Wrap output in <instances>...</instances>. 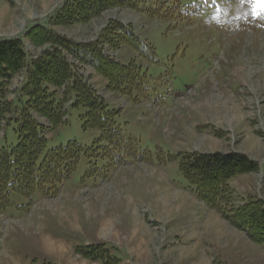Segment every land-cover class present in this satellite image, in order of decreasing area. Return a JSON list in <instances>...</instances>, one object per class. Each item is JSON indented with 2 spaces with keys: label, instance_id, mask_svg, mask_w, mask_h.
Returning a JSON list of instances; mask_svg holds the SVG:
<instances>
[{
  "label": "rangeland",
  "instance_id": "374dc122",
  "mask_svg": "<svg viewBox=\"0 0 264 264\" xmlns=\"http://www.w3.org/2000/svg\"><path fill=\"white\" fill-rule=\"evenodd\" d=\"M68 1L0 0V39L21 38L35 57L48 47L24 37L36 24L80 43L99 39L110 22L122 24L142 41L140 50L126 43L104 50L136 64L147 89L125 96L91 66H79L116 109L126 141L118 156L80 157L53 196L11 195L0 209V264H103L76 251L96 244L110 247L120 264H264V248L199 201L175 160L178 152L244 153L260 169L230 180L234 196L264 200V0H138L136 8H108L85 23H50ZM21 78L24 71L7 83L9 99L16 100ZM64 109L67 121L45 133L47 148L93 145L100 132L84 130L68 102Z\"/></svg>",
  "mask_w": 264,
  "mask_h": 264
},
{
  "label": "trees",
  "instance_id": "16d2710c",
  "mask_svg": "<svg viewBox=\"0 0 264 264\" xmlns=\"http://www.w3.org/2000/svg\"><path fill=\"white\" fill-rule=\"evenodd\" d=\"M137 2L69 0L50 23H85L108 8H136ZM24 37L33 46L48 47L30 57L21 38L0 39V132L5 130L0 137V209L11 203L13 194L23 198L35 192L55 195L82 156L90 162L110 153L119 155L120 145L126 140L116 120L117 111L88 82L79 66H91L107 80L108 89L125 96L137 99L147 89L148 78L136 64L119 63L104 50L103 45L116 48L123 43L140 50L142 41L122 24L108 23L100 38L88 43L68 39L42 24L29 27ZM150 54L149 60L154 62L153 49ZM20 71L26 78L14 101L7 97L6 85ZM58 89L63 94L61 99L56 98ZM66 102L69 112H79L84 130L100 132L93 145L70 140L66 145L47 148L45 133L67 121ZM38 116L46 123L40 122ZM9 130L16 135L15 143L11 142ZM175 160L178 172L200 201L264 248V200L248 197L237 201L230 185L236 176L258 171L256 160L238 151L178 152ZM76 251L103 264L121 262L105 244L80 246Z\"/></svg>",
  "mask_w": 264,
  "mask_h": 264
}]
</instances>
